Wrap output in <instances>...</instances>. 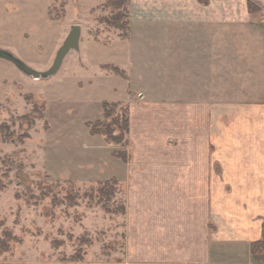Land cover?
Masks as SVG:
<instances>
[{
	"label": "rangeland",
	"instance_id": "1",
	"mask_svg": "<svg viewBox=\"0 0 264 264\" xmlns=\"http://www.w3.org/2000/svg\"><path fill=\"white\" fill-rule=\"evenodd\" d=\"M112 1L0 0V48L35 70H49L72 26L81 28L79 50L49 78L0 58V242H10L0 264L123 259V187L114 192L104 182L125 179L131 145L124 121L129 108L142 109L136 103L174 102L183 87L192 100L211 98L219 137L242 117V126L256 129L264 106V0ZM195 4L213 7L212 23L168 21ZM127 17L129 30L109 23ZM189 36L213 38V85L208 65L191 54L194 47L203 52L204 40L192 45ZM159 111L166 123L177 114L170 105ZM99 123L119 143L92 136Z\"/></svg>",
	"mask_w": 264,
	"mask_h": 264
},
{
	"label": "crops",
	"instance_id": "2",
	"mask_svg": "<svg viewBox=\"0 0 264 264\" xmlns=\"http://www.w3.org/2000/svg\"><path fill=\"white\" fill-rule=\"evenodd\" d=\"M213 12L211 5H188L168 21L206 26ZM189 37L192 45L204 40ZM204 38L203 52L190 51L208 65L213 85V38ZM177 91L174 102L136 103L146 112L129 108L131 156L125 179L111 177L123 187L125 254L109 264H264V254L251 252L264 232V106L252 133L242 117L241 126L219 137L211 98L192 100L183 87ZM166 105L177 112L167 123L159 111ZM199 108L208 110L182 114Z\"/></svg>",
	"mask_w": 264,
	"mask_h": 264
},
{
	"label": "water",
	"instance_id": "3",
	"mask_svg": "<svg viewBox=\"0 0 264 264\" xmlns=\"http://www.w3.org/2000/svg\"><path fill=\"white\" fill-rule=\"evenodd\" d=\"M81 28L79 25H73L72 29L62 47L57 52L53 66L47 71H38L29 66L25 61L17 57L9 50L0 48V58L13 63L24 74L34 78H49L55 75L61 68L63 61L71 50L80 48Z\"/></svg>",
	"mask_w": 264,
	"mask_h": 264
},
{
	"label": "trees",
	"instance_id": "4",
	"mask_svg": "<svg viewBox=\"0 0 264 264\" xmlns=\"http://www.w3.org/2000/svg\"><path fill=\"white\" fill-rule=\"evenodd\" d=\"M112 4L113 5H117L118 4V0H113L112 1ZM128 16V14H127ZM114 21H110L109 23L110 24H113L114 26H116L117 28L121 29V30H129L130 28V20L125 18L124 19H118V18H115L113 19ZM125 38L127 37V35H124ZM123 36V37H124ZM117 72H119V69H115ZM121 73V72H120ZM108 102H105L103 104V108H104V112H105V115L108 116L110 113H108ZM129 116H127L125 118V121H124V133L127 135V132L130 128V123H129ZM101 124V123H99ZM89 125V124H88ZM102 126H99V127H92L91 128V131H90V134L92 136H97V135H105L107 136V138L113 142H116V143H119L118 141V138L117 137H114V134L105 130L104 128L106 127L105 124H101ZM124 137V135H123ZM124 139V138H123ZM126 160V159H125ZM105 185H108L110 184L112 186V188L114 187V185L117 184V181L115 178H111L107 181L104 182ZM114 189V188H113ZM114 192H115V189H114ZM111 193V192H110ZM125 209L123 208V213H124ZM263 228H264V223H263ZM11 235L10 234H7V237L11 238L10 237ZM10 246V242L8 240H2L0 242V253L6 251ZM251 252L253 254H264V232H263V235H262V238L259 240V241H256L254 242L252 245H251Z\"/></svg>",
	"mask_w": 264,
	"mask_h": 264
}]
</instances>
